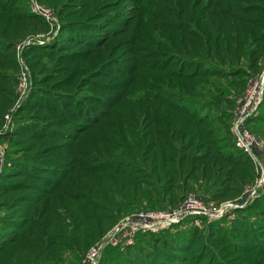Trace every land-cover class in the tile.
Instances as JSON below:
<instances>
[{
	"label": "trees",
	"instance_id": "16d2710c",
	"mask_svg": "<svg viewBox=\"0 0 264 264\" xmlns=\"http://www.w3.org/2000/svg\"><path fill=\"white\" fill-rule=\"evenodd\" d=\"M61 32L23 49L34 88L16 111V44L48 28L0 0V264H82L140 209L239 196L256 177L235 145L237 99L264 67V0H39ZM250 129L264 140V101ZM107 245L99 264H264V194L233 220Z\"/></svg>",
	"mask_w": 264,
	"mask_h": 264
},
{
	"label": "built area",
	"instance_id": "2783aa9c",
	"mask_svg": "<svg viewBox=\"0 0 264 264\" xmlns=\"http://www.w3.org/2000/svg\"><path fill=\"white\" fill-rule=\"evenodd\" d=\"M32 11L42 17L52 27L55 24L53 10L39 0H31ZM53 28V27H52ZM50 30L48 34H51ZM48 34H42L41 38ZM57 34V33H56ZM55 34V35H56ZM55 35H48L51 39ZM47 38V37H46ZM43 40L29 41L19 46V55L25 46ZM21 62V61H20ZM31 90L28 76L24 69L21 72L18 101L11 110L16 111L28 97ZM264 101V67L251 80L245 92L237 99L232 123L235 145L253 162L256 172L254 182L245 186L241 195L235 199L226 200L220 204L207 202L203 197L194 193L189 194L178 206L165 209H141L132 212L117 221L96 243L88 250L82 264H99L101 253L107 245L130 246L135 243L139 232H159L165 229L176 230L190 216H202L209 221L223 218L233 220L239 210L244 209L264 190V140L249 127V121L259 114ZM12 121L11 113L5 116L4 127L0 133L7 130ZM5 148L0 142V171L2 169Z\"/></svg>",
	"mask_w": 264,
	"mask_h": 264
},
{
	"label": "rangeland",
	"instance_id": "374dc122",
	"mask_svg": "<svg viewBox=\"0 0 264 264\" xmlns=\"http://www.w3.org/2000/svg\"><path fill=\"white\" fill-rule=\"evenodd\" d=\"M28 1V3H29V5H32V2H31V0H27ZM41 2V1H40ZM42 4H44L45 6H48V7H50L49 5H47V4H45V3H43V2H41ZM52 10H53V15H54V18H55V24L51 27L50 26V24L49 23H47V25H48V28L47 29H45V30H41L40 32H38V33H36V34H30V35H28V36H26L25 38H23L21 41H19L17 44H16V47H15V56H16V60H17V63H18V66H19V69H18V73H17V82H18V88H17V93L19 92V83H20V81H21V72H22V69H24L25 70V72H26V75L28 76V81H29V83H30V87L31 88H34V77H33V72H32V69H31V67H30V65H29V62H28V59H27V57H24L23 55H24V53L22 52V54L20 55V59H19V61H18V55H19V46L20 45H22V44H24L25 43V41L26 42H29V41H35V40H43L44 38H41L42 37V34H48V32L50 31V30H53V32L51 33V34H48V35H55L56 33V35L53 37V38H49L48 37V35H46V37H45V39H44V41H42V42H39V44L42 46H45V45H48V44H50V43H52L54 40H55V38L58 36V34L61 32V28H62V22H61V20H60V17L58 16V14L56 13V11H55V9L53 8V7H50ZM33 44V43H32ZM21 61V62H20ZM17 100L15 101V104H17V101H18V97L16 98ZM13 105V107L14 106H16V105ZM12 107V108H13ZM11 108V109H12ZM8 113V112H7ZM7 113H5V114H7ZM6 116V115H5ZM12 122V121H11ZM4 124L5 123H3V125H2V127L1 128H3L4 127ZM13 125L11 124L10 125V127H12ZM2 145H3V147L5 148V151H6V148H8V143L7 142H4V143H2ZM254 182V181H253ZM252 182H250L249 184H251ZM246 185H248V184H246ZM264 194V190L261 192V194L258 196V197H260L261 195H263ZM241 195V194H240ZM239 195V196H240ZM239 196H237V197H239ZM237 197H235V198H237ZM235 198H231V199H235ZM231 199H227V200H231ZM256 199V198H255ZM224 201H226V200H224ZM224 201H222V202H224ZM253 201V200H252ZM208 202V201H207ZM222 202H220V203H222ZM219 203V204H220ZM247 207V206H246ZM245 207V208H246ZM141 210V209H140ZM137 211V210H136ZM132 212H135V211H132ZM132 212H130V213H132ZM129 213V214H130ZM126 215H128V214H126ZM125 215V216H126ZM124 217V216H123ZM170 231H173L174 232V230H170ZM96 243V242H95ZM94 243V244H95ZM93 246V245H92ZM104 250V249H103ZM103 252V251H102ZM101 256H102V253H101Z\"/></svg>",
	"mask_w": 264,
	"mask_h": 264
}]
</instances>
